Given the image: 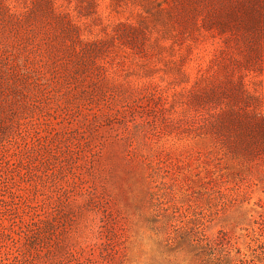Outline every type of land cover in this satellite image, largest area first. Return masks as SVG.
I'll return each instance as SVG.
<instances>
[{"label": "rangeland", "instance_id": "obj_1", "mask_svg": "<svg viewBox=\"0 0 264 264\" xmlns=\"http://www.w3.org/2000/svg\"><path fill=\"white\" fill-rule=\"evenodd\" d=\"M0 264H264V0H0Z\"/></svg>", "mask_w": 264, "mask_h": 264}, {"label": "trees", "instance_id": "obj_2", "mask_svg": "<svg viewBox=\"0 0 264 264\" xmlns=\"http://www.w3.org/2000/svg\"><path fill=\"white\" fill-rule=\"evenodd\" d=\"M196 241V240H195ZM197 243H196V245H199L200 244V242L199 241H196ZM195 243V242H194ZM210 246V244H207V247H209ZM220 246H224V244L223 243H220ZM208 250H209V252L208 253H210V256H212V254H213V252H210V251H212L213 249L212 248H208Z\"/></svg>", "mask_w": 264, "mask_h": 264}]
</instances>
